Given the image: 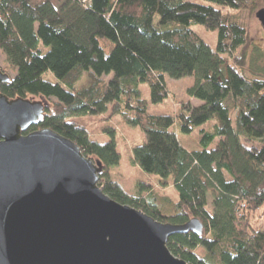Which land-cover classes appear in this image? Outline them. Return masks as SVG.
<instances>
[{"label": "trees", "instance_id": "1", "mask_svg": "<svg viewBox=\"0 0 264 264\" xmlns=\"http://www.w3.org/2000/svg\"><path fill=\"white\" fill-rule=\"evenodd\" d=\"M264 0H0V53L10 80L8 98L42 101V120L25 133L51 129L75 143L103 167L97 185L113 201L162 223L198 219L200 237L189 232L168 238L169 252L188 264H264V78L247 66L249 33L235 14L261 9ZM191 24L217 31L212 50ZM46 51L43 52V49ZM56 79L50 83L43 74ZM249 72V73H248ZM192 76L190 101L175 119L150 115L151 102L168 95L164 76ZM251 75V76H250ZM84 76L86 88L77 84ZM111 76V77H109ZM104 77H108L107 80ZM109 107L108 117L139 128L146 142L132 148V161L174 187L171 209L140 183L146 195L131 196L110 179L117 166L114 132L106 143L89 139L74 118ZM199 131L200 151L186 150L170 128Z\"/></svg>", "mask_w": 264, "mask_h": 264}, {"label": "water", "instance_id": "2", "mask_svg": "<svg viewBox=\"0 0 264 264\" xmlns=\"http://www.w3.org/2000/svg\"><path fill=\"white\" fill-rule=\"evenodd\" d=\"M264 29V9L255 13ZM10 80L0 69V88ZM45 104L0 91V264H188L168 238L203 225L162 223L109 198L98 162L51 129L25 133Z\"/></svg>", "mask_w": 264, "mask_h": 264}, {"label": "rangeland", "instance_id": "3", "mask_svg": "<svg viewBox=\"0 0 264 264\" xmlns=\"http://www.w3.org/2000/svg\"><path fill=\"white\" fill-rule=\"evenodd\" d=\"M261 9H264V5ZM260 10V9H258ZM238 11L231 12L235 14V19L238 20L245 29H247L249 37V47L247 50V66L255 75L254 78H264V29L261 27L255 13L258 11ZM190 29L212 50L216 49L217 45V31L206 30L201 25L191 24ZM46 48L43 49V52ZM5 58L0 53V69L6 70ZM9 75L12 73L9 71ZM249 73V72H248ZM251 76V75H250ZM111 77V76H109ZM43 79L50 83H55L54 76L47 72L43 74ZM105 80L108 77H104ZM164 84L168 91V95L162 102L154 104L151 102L149 89L142 86L143 96L147 100V113L150 115H158L162 117H171L173 120L178 113L180 105L184 102L190 101V104L197 107L202 102L189 99L187 90L193 86L194 79L192 76L183 77L181 79H171L167 75L164 76ZM89 85V79L84 76L77 84L79 89L86 88ZM109 107L103 112L95 114H78L74 121L84 126L89 139L98 143H106L110 140V134L105 133L104 129H112L114 132L116 150L120 155V161L117 166L111 167L109 170L110 179L117 183L124 193L135 196L145 192L140 183L149 185L148 189L151 190L156 196L163 198L158 199V206L162 205L168 209L177 201V192L174 187L162 189L159 185V177L156 175H149L142 172L137 165L132 161V148L146 142L145 134L139 128L125 126L120 117H108ZM212 121L202 126L196 127L191 135H183L179 133L176 122L171 126L181 145L188 151H193L198 147L199 131L201 129L209 131L212 126Z\"/></svg>", "mask_w": 264, "mask_h": 264}, {"label": "crops", "instance_id": "4", "mask_svg": "<svg viewBox=\"0 0 264 264\" xmlns=\"http://www.w3.org/2000/svg\"><path fill=\"white\" fill-rule=\"evenodd\" d=\"M193 151H200L199 146H198L196 149H194ZM191 152H192V151H191ZM143 195H146V193H144Z\"/></svg>", "mask_w": 264, "mask_h": 264}, {"label": "built area", "instance_id": "5", "mask_svg": "<svg viewBox=\"0 0 264 264\" xmlns=\"http://www.w3.org/2000/svg\"><path fill=\"white\" fill-rule=\"evenodd\" d=\"M87 1H88V0H82V2H84V3L87 2Z\"/></svg>", "mask_w": 264, "mask_h": 264}]
</instances>
